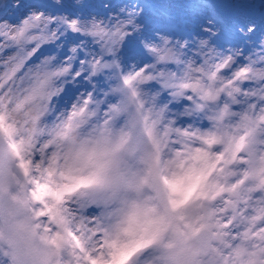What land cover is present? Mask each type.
<instances>
[{
  "label": "snow or ice",
  "instance_id": "obj_1",
  "mask_svg": "<svg viewBox=\"0 0 264 264\" xmlns=\"http://www.w3.org/2000/svg\"><path fill=\"white\" fill-rule=\"evenodd\" d=\"M0 70V264H264V0H2Z\"/></svg>",
  "mask_w": 264,
  "mask_h": 264
},
{
  "label": "clouds",
  "instance_id": "obj_2",
  "mask_svg": "<svg viewBox=\"0 0 264 264\" xmlns=\"http://www.w3.org/2000/svg\"><path fill=\"white\" fill-rule=\"evenodd\" d=\"M12 2H13V5L15 6V4L18 2V0H12ZM81 2H83V0H73V3L74 4H77V3H81ZM52 3L53 4H58L59 3V0H52ZM51 46H53L54 48H55V51H53V52H51L50 54H45V55H43L40 59H44V57H48V56H53V57H59V58H61V59H67L68 58V56H71V55H75L74 53H72L71 51H70V49L73 47V45H68L67 47H65V48H63V49H60V48H57V47H55V45L53 44V45H51ZM142 46V45H141ZM61 52H63V55H61ZM36 63H39V61L38 62H36ZM131 63V62H130ZM73 66L74 67H77V68H79V64H77L75 61H73ZM71 71V70H70ZM69 83H71V81H69ZM66 85H68V84H59L58 86L59 87H62V88H65V86ZM74 86L76 85V84H73ZM84 89L81 87L80 88V91H83ZM62 94V93H61ZM61 96V95H60ZM59 96V97H60ZM59 97H57L56 98V104L57 105H59L58 104V98ZM61 108H63V105H59ZM181 107H183V105L181 106ZM175 111V110H174ZM173 118H175V117H173Z\"/></svg>",
  "mask_w": 264,
  "mask_h": 264
},
{
  "label": "rangeland",
  "instance_id": "obj_3",
  "mask_svg": "<svg viewBox=\"0 0 264 264\" xmlns=\"http://www.w3.org/2000/svg\"><path fill=\"white\" fill-rule=\"evenodd\" d=\"M50 48L51 45H44L42 46L41 50L38 52V56L40 58L45 55V54H50ZM53 52V50L51 51ZM61 55H63V52H61ZM38 62V59H33L30 61V63H35ZM80 86H74L73 84H68L65 86V92L61 94V96L58 98V104L59 105H64L66 101H70L71 98L75 95L77 91H80Z\"/></svg>",
  "mask_w": 264,
  "mask_h": 264
},
{
  "label": "bare ground",
  "instance_id": "obj_4",
  "mask_svg": "<svg viewBox=\"0 0 264 264\" xmlns=\"http://www.w3.org/2000/svg\"><path fill=\"white\" fill-rule=\"evenodd\" d=\"M0 2H2V0H0ZM100 2H101V0H96V7L100 6ZM52 50L55 51V48L53 46H51V48H50V53ZM0 71H2V70H0ZM75 86H79V85H75Z\"/></svg>",
  "mask_w": 264,
  "mask_h": 264
}]
</instances>
